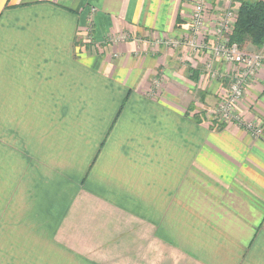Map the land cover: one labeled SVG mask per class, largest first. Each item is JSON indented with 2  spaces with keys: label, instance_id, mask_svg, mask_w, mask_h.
<instances>
[{
  "label": "crops",
  "instance_id": "0c3cea01",
  "mask_svg": "<svg viewBox=\"0 0 264 264\" xmlns=\"http://www.w3.org/2000/svg\"><path fill=\"white\" fill-rule=\"evenodd\" d=\"M192 6L0 0V264H264V65L205 120L230 66Z\"/></svg>",
  "mask_w": 264,
  "mask_h": 264
},
{
  "label": "built area",
  "instance_id": "2783aa9c",
  "mask_svg": "<svg viewBox=\"0 0 264 264\" xmlns=\"http://www.w3.org/2000/svg\"><path fill=\"white\" fill-rule=\"evenodd\" d=\"M192 1L195 2V5L189 18L188 30L190 37L186 40V44L194 51H208L214 58L238 68V72L232 76L233 78L230 81L229 92L222 98L223 103L221 104L225 112L232 110L242 98L241 96H243L248 82L257 77L264 65V54L261 51H246L238 43L230 40L229 34L235 23V9L233 6L228 7L217 16L214 25L216 27L211 30L214 33V42L208 44L210 33L205 27L207 1ZM206 67L210 68V64H207ZM262 83L264 84V75ZM227 115L228 112L224 116ZM234 120L240 121L238 117H234ZM245 127L255 137H259L262 133L261 128L251 124Z\"/></svg>",
  "mask_w": 264,
  "mask_h": 264
},
{
  "label": "trees",
  "instance_id": "16d2710c",
  "mask_svg": "<svg viewBox=\"0 0 264 264\" xmlns=\"http://www.w3.org/2000/svg\"><path fill=\"white\" fill-rule=\"evenodd\" d=\"M235 23L229 38L240 47L250 43L256 48L264 45V1L240 0L232 3Z\"/></svg>",
  "mask_w": 264,
  "mask_h": 264
},
{
  "label": "rangeland",
  "instance_id": "374dc122",
  "mask_svg": "<svg viewBox=\"0 0 264 264\" xmlns=\"http://www.w3.org/2000/svg\"><path fill=\"white\" fill-rule=\"evenodd\" d=\"M206 1H207V3L209 2V0H206ZM248 1H256V0H248ZM192 5H193L192 6V9H193V7L195 5V2L192 1ZM205 27L207 28V31L210 33L208 44L209 43L211 44L212 42H214V33L211 30H212V28L214 29L216 26H211V24L208 23ZM122 39L124 40L125 37L124 36L123 37L119 36L118 38H114L113 37V38H110L109 39L110 42H108V43H113V42L116 43L118 40L121 41ZM86 41H89V39L86 40ZM167 43L169 44V42H167ZM167 43H164V45L166 47L168 45ZM187 48L190 49V52L193 55V52H194L193 48H190L189 46H187ZM245 49L249 50L248 48H245ZM197 51H199V50H197ZM205 52H206L207 55L212 56L211 53H209L208 51H205ZM205 64L207 65V64H210V63H203V66H202L203 70H207V71L211 72L212 71L211 68H207ZM225 64L230 66V70H229V72L226 73L227 76H226V81L224 83V89H222L221 93L219 94L220 95L219 100L216 102V104L214 106H211V107H204V106H202L201 110L198 113H200L201 116H204L203 118L205 120L207 119V120H210V121L215 122V123H220L221 124L223 122L224 123L229 122V123H238L239 125H241V122L240 121L234 120V117L235 118L238 117L240 119L239 115L237 114V112L235 110V107L232 108V110H229V111H226V112L221 107V104L223 103L222 102V98L225 97V95H227L228 92H229V85L231 83L230 81L233 78L232 76H234L238 72V68L237 67H235L233 65H230V64H227V63H225ZM187 70H188V72L191 71L193 73V68L189 70V67H188ZM208 75L210 77L212 76L213 78L214 77H217V74H214V73L213 74L211 73V74H208ZM187 78L189 79L190 77H187ZM227 112H228V115L227 116H224L225 113H227ZM198 117L200 118V115H198ZM245 129H247V128H245Z\"/></svg>",
  "mask_w": 264,
  "mask_h": 264
}]
</instances>
